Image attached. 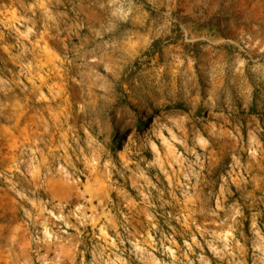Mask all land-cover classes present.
<instances>
[{
    "label": "rangeland",
    "instance_id": "374dc122",
    "mask_svg": "<svg viewBox=\"0 0 264 264\" xmlns=\"http://www.w3.org/2000/svg\"><path fill=\"white\" fill-rule=\"evenodd\" d=\"M0 264H264V0H0Z\"/></svg>",
    "mask_w": 264,
    "mask_h": 264
}]
</instances>
